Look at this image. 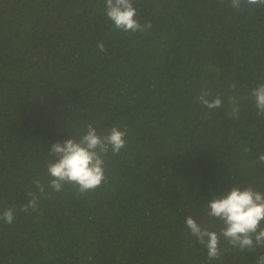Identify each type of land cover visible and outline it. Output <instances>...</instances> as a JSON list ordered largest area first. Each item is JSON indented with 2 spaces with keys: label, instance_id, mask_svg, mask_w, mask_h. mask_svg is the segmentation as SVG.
Instances as JSON below:
<instances>
[{
  "label": "trees",
  "instance_id": "16d2710c",
  "mask_svg": "<svg viewBox=\"0 0 264 264\" xmlns=\"http://www.w3.org/2000/svg\"><path fill=\"white\" fill-rule=\"evenodd\" d=\"M134 6L151 28L115 29L104 0H0V212L15 209L12 224L0 221V264H257L264 255L221 239L222 256L209 261L185 223L191 215L219 231L205 211L213 195L264 191V116L251 98L264 83V6ZM204 89L222 107L203 106ZM90 123L126 129V147L109 151L95 191H53L51 146ZM37 179L48 195L21 211Z\"/></svg>",
  "mask_w": 264,
  "mask_h": 264
},
{
  "label": "clouds",
  "instance_id": "9594fccd",
  "mask_svg": "<svg viewBox=\"0 0 264 264\" xmlns=\"http://www.w3.org/2000/svg\"><path fill=\"white\" fill-rule=\"evenodd\" d=\"M105 14L115 29L124 33L143 32L151 28V23L141 24L137 19L138 9L134 0H104ZM234 9L243 6H264V0H230ZM98 49L106 52L104 43L97 45ZM234 91L236 84L229 85ZM257 115L264 116V83L258 84L251 90ZM199 102L209 110L222 107V96L215 97L209 89H204L198 97ZM230 115L239 118L238 97L229 96ZM127 130L119 126L111 127L106 133L98 131L93 124H88L84 133L77 137H69L63 142L51 146L49 159L46 163L50 177L49 187L60 192L65 185L71 186L78 195L95 191L107 180L106 156L109 151L118 155L126 147ZM247 151V149H245ZM264 164V153L258 157ZM38 191H30V199L20 209L21 211L35 210L41 196L48 195L45 185L39 179L34 181ZM206 215L211 221H220L219 231L209 224L198 222L191 215L185 223L190 234L207 249L209 261L218 260L222 256L221 239L227 242L229 249L239 251H255L257 247L264 248V191L249 185L241 187L234 185L223 194L216 196L206 203ZM15 219V209L9 207L0 212V221L12 224ZM257 264H264V255H260Z\"/></svg>",
  "mask_w": 264,
  "mask_h": 264
}]
</instances>
